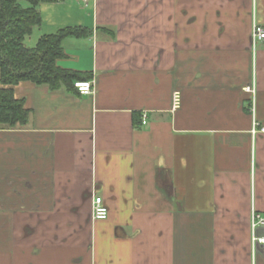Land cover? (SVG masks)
Here are the masks:
<instances>
[{
  "label": "crops",
  "instance_id": "crops-1",
  "mask_svg": "<svg viewBox=\"0 0 264 264\" xmlns=\"http://www.w3.org/2000/svg\"><path fill=\"white\" fill-rule=\"evenodd\" d=\"M46 6L91 32L58 65L93 92L13 87L29 119L0 127V264H264V0Z\"/></svg>",
  "mask_w": 264,
  "mask_h": 264
},
{
  "label": "trees",
  "instance_id": "trees-1",
  "mask_svg": "<svg viewBox=\"0 0 264 264\" xmlns=\"http://www.w3.org/2000/svg\"><path fill=\"white\" fill-rule=\"evenodd\" d=\"M64 0H0V127L24 126L29 110L23 99L14 95L13 87L22 82L46 86L50 91H77L74 82L87 81L77 72L63 69L58 62L66 58L62 41L82 38L91 32L82 27H63L41 35L35 46L24 45L33 29L40 27L39 6ZM26 3V5L23 4Z\"/></svg>",
  "mask_w": 264,
  "mask_h": 264
},
{
  "label": "built area",
  "instance_id": "built-area-1",
  "mask_svg": "<svg viewBox=\"0 0 264 264\" xmlns=\"http://www.w3.org/2000/svg\"><path fill=\"white\" fill-rule=\"evenodd\" d=\"M84 3H87L90 0H82ZM252 39L254 42L264 41V27L261 24L253 21L252 24ZM74 88L77 90L78 94L82 96L91 95L93 92L92 84L89 81H77L74 82ZM181 96L179 92L173 93L172 105L173 110H176L180 106ZM146 116H142V124H145ZM261 132H264V128H261ZM92 216L96 220H105L108 216L107 207L103 204V200L100 197H94L93 206H92ZM264 225V214L262 216H254L252 220V230L253 235L251 239L252 246L264 244V237H258L254 234V228L256 225Z\"/></svg>",
  "mask_w": 264,
  "mask_h": 264
},
{
  "label": "rangeland",
  "instance_id": "rangeland-1",
  "mask_svg": "<svg viewBox=\"0 0 264 264\" xmlns=\"http://www.w3.org/2000/svg\"><path fill=\"white\" fill-rule=\"evenodd\" d=\"M81 3V2H80ZM24 5H26L25 2H23ZM76 5H79L77 2L75 3ZM47 4H41L39 6V9L41 10L42 16H43V24L40 27H36L33 29V32L30 36L26 37L24 40V45L27 48H32L35 46L38 38L42 34H48V33H53L55 30H53L56 26H60L63 24H60L61 22H58L60 17H52L48 11H46L48 8L46 6ZM82 5V3H81ZM46 6V7H44ZM46 8V9H45ZM54 20L56 22H54ZM64 21V19L62 20ZM64 26V25H63ZM61 27V26H60Z\"/></svg>",
  "mask_w": 264,
  "mask_h": 264
}]
</instances>
